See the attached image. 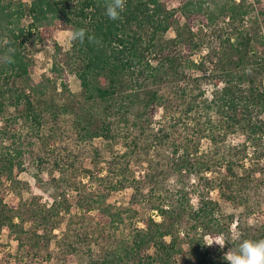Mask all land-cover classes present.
Instances as JSON below:
<instances>
[{
	"label": "trees",
	"instance_id": "1",
	"mask_svg": "<svg viewBox=\"0 0 264 264\" xmlns=\"http://www.w3.org/2000/svg\"><path fill=\"white\" fill-rule=\"evenodd\" d=\"M169 1L126 0L120 19L110 20L105 15L107 0H0V121L3 122L0 126V230L22 232L24 229L20 208L7 204L1 194L2 185L17 181V173L24 170L19 143L22 135L17 125L20 123L31 134L39 136L43 109L54 115L57 112L54 102L44 103V108L40 106L46 85L32 78L34 59L29 44L47 41L57 29L85 28L94 37L91 41L85 38L82 43H71L67 53L70 70L80 81L84 99L83 109L76 113L83 139L110 138L113 123L107 120L110 115H117L134 127L140 125L142 118L153 116L161 96L157 90L144 87L146 81H162L170 74L177 77V92L184 105L182 112L191 114L205 92L203 89L195 94L187 92V83L197 70L208 69L206 76L213 78V88L210 98L203 100L204 108L208 114L213 112L221 118L224 135L240 130L243 161L246 162L248 154L258 152L257 163L249 165L264 168V3L257 7L261 0H178L176 7H169ZM255 7L261 18L262 34L249 27V21L257 24V17L252 19L250 15ZM25 17L30 21L22 25ZM219 20H226L231 32L220 35L213 56L199 61L193 59L192 52L199 44L192 31L195 22L210 26ZM171 28L175 37L170 42L177 45V52L174 46L161 42ZM9 49L13 51L10 53ZM8 55L13 56L14 63L5 62ZM63 71L54 63L52 81L60 80L63 91L70 95ZM95 107L101 109L103 119ZM61 111H69L68 105H61ZM95 116L100 117L99 125ZM206 136L217 141L212 134ZM7 140L10 143L4 145ZM198 150L196 146L191 152L185 140L173 142L171 153L176 158L172 162L173 170L182 175L196 173L199 178L204 177L212 170V164L209 159L194 157ZM223 162L224 176L217 188L223 198L234 200L252 173L249 169L237 173L236 159L227 158ZM205 188L195 189L196 203L191 201L192 193L184 185L163 195L162 201L151 208L160 220L151 211L143 219V227H138L129 241L91 257L87 264H175L179 259L186 264H229L222 252L219 253V245H206L205 237L217 238L225 225L217 215L218 202L203 193L208 190ZM44 210H33L38 226L48 221ZM99 211L100 218L108 217L112 224L122 220L119 212H111L107 207ZM248 238L264 239V230L259 229ZM225 246H228L226 241Z\"/></svg>",
	"mask_w": 264,
	"mask_h": 264
},
{
	"label": "rangeland",
	"instance_id": "2",
	"mask_svg": "<svg viewBox=\"0 0 264 264\" xmlns=\"http://www.w3.org/2000/svg\"><path fill=\"white\" fill-rule=\"evenodd\" d=\"M263 1L257 7L263 5ZM178 3V0H170L168 6L176 7ZM250 15L252 19L257 17V24L249 21L250 29L262 34L256 7ZM29 21L25 17L22 25ZM199 22L192 28L199 44L191 55L198 61L213 56L220 35L231 32L226 20L210 26ZM68 31L57 29L47 41L29 44L34 59L32 78L46 85L40 106L44 108V103L54 102L57 112L54 115L43 109L39 136L31 134L24 125H17L22 135L19 143L24 170L17 173V181L2 185L1 194L7 204L20 208L24 229L22 232L0 230V264H87L91 257L129 241L135 230L143 227V219L151 213L152 205L182 185L191 191L193 203H196L195 189L204 186L208 190L203 193L218 202L217 215L225 225L218 237L228 244L220 248L222 255L236 250L239 243L250 239L248 235L264 230V168L249 165L256 161L258 152L248 154L244 162L242 132L224 135L221 118L213 112L208 114L204 108L203 100L210 98L213 88V78L206 76L208 69L197 70L187 83V92L195 94L199 89L205 92L191 114L182 112L184 105L177 92V77L170 74L162 81H146L144 87L157 90L161 96L153 116L142 118L140 125L134 127L119 116L110 115L107 119L113 122L110 138L83 139L76 113L83 109L84 99L80 81L68 64L67 53L71 48L65 36ZM173 37L175 31L171 28L161 42L174 46L177 52V45L170 42ZM180 49L184 51L183 45ZM54 63L64 69L62 73L67 78L70 95L63 91L60 80L53 83ZM152 63L155 64V60ZM262 80L264 83V78ZM63 104L68 105L69 111H61ZM95 110L100 111L103 119L101 109L95 107ZM96 118L99 125L100 117ZM2 124L0 121V126ZM210 134L217 141L209 140L206 135ZM180 140L189 144L191 152L199 147L194 157L210 160L212 170L204 177L199 178L196 173L182 175L173 170L172 162L176 158L171 153L172 143ZM3 143L8 145L10 141ZM237 145L240 147H235ZM227 158L237 160V173L248 169L252 173L234 200L223 198L217 188L224 176L223 161ZM96 200L99 202H94ZM103 207L119 212L122 220L112 224L108 217L101 219L99 208ZM40 208L45 209L43 212L49 217L44 226H38L33 218V210ZM154 216L161 219L157 213ZM30 243L32 247L28 249ZM183 245L187 247L186 243ZM175 264L186 263L179 259Z\"/></svg>",
	"mask_w": 264,
	"mask_h": 264
},
{
	"label": "clouds",
	"instance_id": "3",
	"mask_svg": "<svg viewBox=\"0 0 264 264\" xmlns=\"http://www.w3.org/2000/svg\"><path fill=\"white\" fill-rule=\"evenodd\" d=\"M126 7V0H107L105 6V15L110 20H118L121 14L124 12ZM66 40L69 44L79 41L84 42L85 38L89 41L93 40L94 37L88 35L87 29L79 28L68 31L66 34ZM13 50L9 49L11 53ZM6 63H14L12 55H8L5 58ZM219 245L221 248L224 247L225 242L222 238H207L206 245L211 246L213 244ZM224 259L229 264H264V239L261 240H244L239 243L236 250H230L224 254Z\"/></svg>",
	"mask_w": 264,
	"mask_h": 264
},
{
	"label": "built area",
	"instance_id": "4",
	"mask_svg": "<svg viewBox=\"0 0 264 264\" xmlns=\"http://www.w3.org/2000/svg\"><path fill=\"white\" fill-rule=\"evenodd\" d=\"M155 214V213H154ZM154 214H153V216H154Z\"/></svg>",
	"mask_w": 264,
	"mask_h": 264
}]
</instances>
